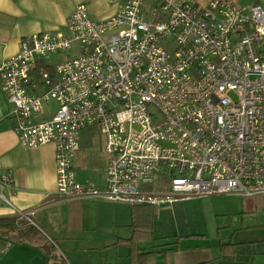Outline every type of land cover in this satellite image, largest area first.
Here are the masks:
<instances>
[{
	"label": "built area",
	"instance_id": "built-area-1",
	"mask_svg": "<svg viewBox=\"0 0 264 264\" xmlns=\"http://www.w3.org/2000/svg\"><path fill=\"white\" fill-rule=\"evenodd\" d=\"M76 43L79 56L50 63ZM0 78L20 143L55 148L57 201L264 199V0L243 9L231 0H123L103 22L81 4L64 30L25 36ZM92 126L110 156L105 188L76 179ZM13 194V172L0 163V202L11 205Z\"/></svg>",
	"mask_w": 264,
	"mask_h": 264
},
{
	"label": "rangeland",
	"instance_id": "rangeland-1",
	"mask_svg": "<svg viewBox=\"0 0 264 264\" xmlns=\"http://www.w3.org/2000/svg\"><path fill=\"white\" fill-rule=\"evenodd\" d=\"M190 1L199 7L210 0ZM254 1L239 0V8ZM82 51L76 43L73 49L53 56L50 63ZM45 107L57 106L51 102ZM47 116L48 112L42 118ZM104 143L99 127L85 133L81 153L85 175L101 176L107 168L110 156ZM259 200L222 195L160 207L107 200L82 205L68 200L51 205L41 216L56 236L51 238L57 259L50 264H64V255L71 264H264V201ZM81 211L82 226L74 227L71 217ZM0 264L49 263L36 247L17 245L0 251Z\"/></svg>",
	"mask_w": 264,
	"mask_h": 264
},
{
	"label": "crops",
	"instance_id": "crops-1",
	"mask_svg": "<svg viewBox=\"0 0 264 264\" xmlns=\"http://www.w3.org/2000/svg\"><path fill=\"white\" fill-rule=\"evenodd\" d=\"M123 0H0V65L19 51L21 40L28 35L62 31L66 28L69 17L78 5H86L91 17L98 22L106 21L117 14ZM237 7L239 0H231ZM256 0L250 7L259 3ZM192 2V1H191ZM206 4H197L205 8ZM56 104V103H55ZM51 108V107H47ZM53 109V108H51ZM56 109V108H55ZM50 113L48 112V116ZM46 118V117H45ZM16 120L12 105L1 89L0 78V163L3 168L11 170L15 180V194L11 196V205L0 204V218L16 217L23 213H32L37 226L47 238L56 237L42 223L41 216L51 205L59 203L56 198V163L55 148L52 145L36 149H27L15 133ZM98 127V126H97ZM95 126L82 132L80 148L75 160L76 179L81 183H92L99 188L106 187L105 170L101 176L85 175L86 167L81 159L85 133H90ZM105 150V149H104ZM96 178V179H95ZM95 179V180H94ZM261 202L260 197L252 198ZM101 198H73L70 202L96 205ZM68 201V200H64ZM71 217L74 227L82 226V211ZM53 241V240H52ZM17 246V245H15ZM26 246V245H21ZM14 247V246H13ZM43 253V252H42ZM65 261L71 264L64 255Z\"/></svg>",
	"mask_w": 264,
	"mask_h": 264
},
{
	"label": "trees",
	"instance_id": "trees-1",
	"mask_svg": "<svg viewBox=\"0 0 264 264\" xmlns=\"http://www.w3.org/2000/svg\"><path fill=\"white\" fill-rule=\"evenodd\" d=\"M21 218L20 215L0 218V251H6L15 245H26L42 251L49 264L52 259H57L54 242L35 226L34 218L31 215L25 217V220ZM64 264H68L67 261Z\"/></svg>",
	"mask_w": 264,
	"mask_h": 264
}]
</instances>
